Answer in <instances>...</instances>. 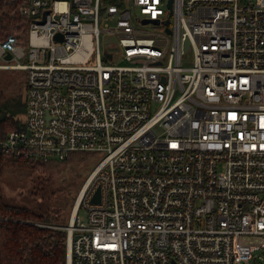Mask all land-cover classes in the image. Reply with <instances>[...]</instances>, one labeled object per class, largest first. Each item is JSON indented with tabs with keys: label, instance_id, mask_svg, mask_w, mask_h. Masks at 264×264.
Listing matches in <instances>:
<instances>
[{
	"label": "built area",
	"instance_id": "2783aa9c",
	"mask_svg": "<svg viewBox=\"0 0 264 264\" xmlns=\"http://www.w3.org/2000/svg\"><path fill=\"white\" fill-rule=\"evenodd\" d=\"M169 1L0 0L19 28L0 68L26 73L24 125L0 148L98 159L57 225L67 264H250L260 248L241 239L264 237V0Z\"/></svg>",
	"mask_w": 264,
	"mask_h": 264
},
{
	"label": "trees",
	"instance_id": "16d2710c",
	"mask_svg": "<svg viewBox=\"0 0 264 264\" xmlns=\"http://www.w3.org/2000/svg\"><path fill=\"white\" fill-rule=\"evenodd\" d=\"M2 14L4 20L0 21V36L17 32L19 28L14 26L9 13L3 10ZM25 110V96L5 99L0 88V140L10 130L23 127L21 116ZM75 154L77 152L61 161ZM49 163L42 159L14 157L0 148V264H67V233L57 226L65 219L60 209L40 212L10 203L2 191L3 176L9 165L18 167L22 173L39 177V174L47 172ZM41 184L35 187V196L41 191Z\"/></svg>",
	"mask_w": 264,
	"mask_h": 264
},
{
	"label": "rangeland",
	"instance_id": "374dc122",
	"mask_svg": "<svg viewBox=\"0 0 264 264\" xmlns=\"http://www.w3.org/2000/svg\"><path fill=\"white\" fill-rule=\"evenodd\" d=\"M25 74L21 69L0 68V88L5 99L25 96ZM97 161L92 154L79 152L66 161L51 160L47 172L39 174V177L22 173L18 167L9 165L3 176L2 191L8 202L36 211L59 208L65 217L59 225H65L71 217L81 186ZM40 183L41 191L35 196L33 192L37 191L35 187ZM241 241L260 245L254 251V259L250 264H264V237H243Z\"/></svg>",
	"mask_w": 264,
	"mask_h": 264
},
{
	"label": "water",
	"instance_id": "95a60500",
	"mask_svg": "<svg viewBox=\"0 0 264 264\" xmlns=\"http://www.w3.org/2000/svg\"><path fill=\"white\" fill-rule=\"evenodd\" d=\"M171 3H172V0H170L169 1V5L171 6ZM59 35L57 34V37H58ZM187 44H188V42H187ZM10 57V54H8V58ZM100 199V193H99V191L97 192V194H96V196H95V198H94V200L95 201H98Z\"/></svg>",
	"mask_w": 264,
	"mask_h": 264
}]
</instances>
